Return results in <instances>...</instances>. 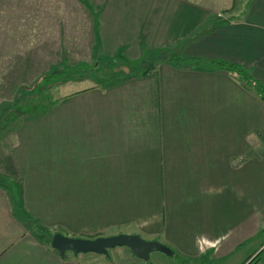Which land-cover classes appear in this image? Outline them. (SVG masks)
Returning a JSON list of instances; mask_svg holds the SVG:
<instances>
[{"label":"crops","instance_id":"obj_1","mask_svg":"<svg viewBox=\"0 0 264 264\" xmlns=\"http://www.w3.org/2000/svg\"><path fill=\"white\" fill-rule=\"evenodd\" d=\"M181 6L178 21L165 19L154 30L160 27L164 38L149 35L150 48L171 44L182 54L235 62L264 84V0H245L240 17L229 11L224 16L232 18L221 26L209 16L210 24L195 34L200 17ZM172 27L182 46L172 44ZM139 45L129 49L136 51L130 59L142 54ZM77 91L52 103L59 106L56 118L26 121L22 135L28 125L34 151L8 157L7 168L0 165L10 181L19 177L24 193L17 212L10 187L0 186V264H81L87 254L61 257L43 233L26 230L27 216L52 233L50 225H61L31 205L35 196L25 195L23 185L32 191L41 183L36 175H69L70 185L78 187L69 195L76 221L65 226L67 236L147 234L150 220L161 219L154 236L165 233L164 243L188 261L207 255L264 264V101L233 72L161 60L146 74ZM42 133L47 140L37 138ZM138 194L162 197L164 210L140 220L144 229L120 231Z\"/></svg>","mask_w":264,"mask_h":264},{"label":"rangeland","instance_id":"obj_2","mask_svg":"<svg viewBox=\"0 0 264 264\" xmlns=\"http://www.w3.org/2000/svg\"><path fill=\"white\" fill-rule=\"evenodd\" d=\"M193 2L197 6L192 5ZM244 4L245 0H0V165L5 167L8 157H16L17 153L24 150L34 151L35 143L29 142L32 136L29 134L28 125H25L22 135L21 128L26 121L30 122L37 116L40 119H48L50 116L56 118V115H59V106L56 104L65 96L79 93L81 91L77 90L91 85L108 84L110 77L121 78L154 66L156 61L152 59L150 52L158 48L148 46L151 38L149 35L154 34L156 27L165 19L168 23L178 21L181 5L193 8L191 11L200 17L201 23L193 31L195 34L204 31L210 24L209 16L216 18V22L228 20L231 16L225 18L224 14L235 10L240 17V9ZM106 13H114L115 16L111 19ZM153 19L158 22L156 25L153 24ZM160 30L159 27L158 33ZM158 33L152 37L161 39L166 36V32L165 36ZM175 34L176 30L172 27V44L182 46L183 40L179 34L174 38ZM188 37L190 36H186L184 40ZM136 43H140L139 50L142 49V54L136 59H130L136 51L131 54L128 51L135 49ZM167 46L164 48L171 53L177 52L179 47L171 44ZM142 57L144 59L141 60ZM54 102L58 103L52 104ZM39 137H42V141L47 140V135L43 133L37 135V138ZM19 140H22V145ZM10 173L13 176L14 169ZM18 178L14 177L11 179L13 181L8 179L10 184L7 183L6 186L11 189L10 198L15 210L20 212L18 208L22 206L20 201L24 193ZM35 180L41 183L32 191L23 185L26 196L36 197L31 205L40 206L43 213L46 210L47 216L55 218L61 224L50 225L53 231L68 234L65 226L69 225V220L76 221V213L70 209L74 205L69 195H73L74 188L78 187L70 185L69 175H56L48 179L36 175ZM162 199L151 194L146 197L138 194L133 199L131 214L126 213L130 220L128 225H121L119 230L127 231L136 226L137 229H144L139 225V221L152 218L157 214V210L163 211ZM78 210H82L80 205ZM123 214L122 210V216ZM81 217L85 218V215ZM33 220L34 218L25 219L24 226L26 230L37 233L39 229L33 227ZM46 220L48 221V218ZM150 221L152 222L146 226L151 228V231L147 234L139 232L141 235H137L165 244V233L154 236L157 228L163 226L161 219ZM114 228L116 227H111ZM109 234L108 231H102L98 236ZM121 247L109 248L106 254L88 252L84 258H80V262L233 264L231 259L219 262L220 259L213 261L207 255L188 261L173 250L171 254L151 252L145 262L136 258L128 248ZM68 255L73 259L75 257L71 251H67Z\"/></svg>","mask_w":264,"mask_h":264},{"label":"water","instance_id":"obj_3","mask_svg":"<svg viewBox=\"0 0 264 264\" xmlns=\"http://www.w3.org/2000/svg\"><path fill=\"white\" fill-rule=\"evenodd\" d=\"M50 246L64 257L67 251L77 255L80 253L106 254L108 249L115 246L127 247L130 252L139 259L148 260L150 253L161 251L171 254L172 250L165 244L156 240H146L137 234L118 233L109 236H97L94 238H82L66 236L60 232H54L50 238Z\"/></svg>","mask_w":264,"mask_h":264},{"label":"trees","instance_id":"obj_4","mask_svg":"<svg viewBox=\"0 0 264 264\" xmlns=\"http://www.w3.org/2000/svg\"><path fill=\"white\" fill-rule=\"evenodd\" d=\"M226 22L227 19L219 20L218 22H216V26H221L223 23ZM150 55L151 57L153 56L152 59L156 61L154 63L155 65L157 64V62L163 60V61H168L169 63H172L174 65H185L188 67H198V68L200 67L205 69L213 68L217 70H226L229 72H233L236 78L242 83L244 87L252 90L262 101H264V84L258 79H256L248 68L238 63L230 62L220 58H208L197 55L182 54L181 50H177V52L171 53L169 50H166L165 48L153 49L152 52H150ZM142 59H144V57H142L141 60ZM150 69L151 68L145 69L143 71H140L139 73L146 74L147 72L150 71ZM108 80H109L108 82H110L113 81L114 79L110 77ZM8 182H9L8 179L3 177L2 174H0V186L4 187ZM26 219H29V216H27ZM32 225L33 227L39 229L38 231L41 234L43 233L45 235L44 240L50 244V238L52 232H50V230L47 229L46 227L36 224L35 221H33ZM253 261L254 260H252L249 264H252ZM145 262H147V260Z\"/></svg>","mask_w":264,"mask_h":264},{"label":"built area","instance_id":"obj_5","mask_svg":"<svg viewBox=\"0 0 264 264\" xmlns=\"http://www.w3.org/2000/svg\"><path fill=\"white\" fill-rule=\"evenodd\" d=\"M261 225L264 227V217H263V219H262V223H261Z\"/></svg>","mask_w":264,"mask_h":264}]
</instances>
